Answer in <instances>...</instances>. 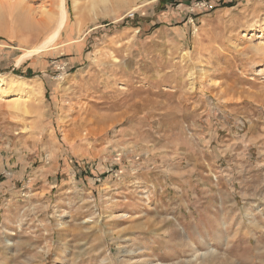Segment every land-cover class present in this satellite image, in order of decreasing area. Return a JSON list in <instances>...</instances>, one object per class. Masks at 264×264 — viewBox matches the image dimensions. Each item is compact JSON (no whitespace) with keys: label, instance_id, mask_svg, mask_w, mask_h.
I'll use <instances>...</instances> for the list:
<instances>
[{"label":"rangeland","instance_id":"374dc122","mask_svg":"<svg viewBox=\"0 0 264 264\" xmlns=\"http://www.w3.org/2000/svg\"><path fill=\"white\" fill-rule=\"evenodd\" d=\"M16 1L0 264H264V0H65L19 65L52 30L18 26Z\"/></svg>","mask_w":264,"mask_h":264},{"label":"bare ground","instance_id":"6f19581e","mask_svg":"<svg viewBox=\"0 0 264 264\" xmlns=\"http://www.w3.org/2000/svg\"><path fill=\"white\" fill-rule=\"evenodd\" d=\"M59 1V11L49 9L42 10V12H39L36 7L30 5V3H27L25 0H17L15 3L10 4L12 6V8H10L13 11V13H11V16L13 20L16 21V24H18V26H20L21 28L25 29L26 31L35 32L37 33V35L41 34V32H46L47 29H50L48 31L52 30L39 45L31 48L30 50H27L18 57V65L23 63L25 60L32 57L33 55L39 54L47 50L58 41L63 29L66 27L68 20V12L65 5V0ZM253 48L257 51H264L263 44H258ZM3 82H5V79L0 76V83Z\"/></svg>","mask_w":264,"mask_h":264},{"label":"trees","instance_id":"16d2710c","mask_svg":"<svg viewBox=\"0 0 264 264\" xmlns=\"http://www.w3.org/2000/svg\"><path fill=\"white\" fill-rule=\"evenodd\" d=\"M168 1H170V0H162L161 2L164 3V2H168Z\"/></svg>","mask_w":264,"mask_h":264},{"label":"crops","instance_id":"0c3cea01","mask_svg":"<svg viewBox=\"0 0 264 264\" xmlns=\"http://www.w3.org/2000/svg\"><path fill=\"white\" fill-rule=\"evenodd\" d=\"M186 264H191V263L188 262V263H186Z\"/></svg>","mask_w":264,"mask_h":264}]
</instances>
